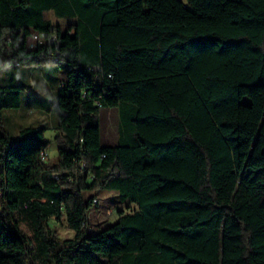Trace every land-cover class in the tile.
<instances>
[{
  "label": "trees",
  "instance_id": "trees-1",
  "mask_svg": "<svg viewBox=\"0 0 264 264\" xmlns=\"http://www.w3.org/2000/svg\"><path fill=\"white\" fill-rule=\"evenodd\" d=\"M53 60L52 164L0 83V264H264V0H0V71ZM100 191L127 210L92 225Z\"/></svg>",
  "mask_w": 264,
  "mask_h": 264
},
{
  "label": "rangeland",
  "instance_id": "rangeland-1",
  "mask_svg": "<svg viewBox=\"0 0 264 264\" xmlns=\"http://www.w3.org/2000/svg\"><path fill=\"white\" fill-rule=\"evenodd\" d=\"M185 1V0H184ZM45 18L65 29L74 24L76 19L59 18L53 11L45 13ZM65 61H47L37 66L23 65L21 68L5 67L0 71V83L17 84L20 86L21 106L4 110V119L8 131L17 135L21 126L48 125L46 133L50 141L48 147V164L58 158V145L54 140L55 131L52 126L56 123L59 110L56 106V94L66 74ZM31 108H37L36 110ZM42 108L46 113H41ZM118 109H102L100 113L101 139L104 145H116L118 142ZM98 203L89 213L92 225L103 221L112 222L117 219L118 209L127 210L125 204L119 202L116 191L98 192ZM51 225L57 229L61 238L74 236V231L68 228L66 222L51 220Z\"/></svg>",
  "mask_w": 264,
  "mask_h": 264
},
{
  "label": "built area",
  "instance_id": "built-area-1",
  "mask_svg": "<svg viewBox=\"0 0 264 264\" xmlns=\"http://www.w3.org/2000/svg\"><path fill=\"white\" fill-rule=\"evenodd\" d=\"M38 43H42L41 36L38 33H34L31 38L32 47L36 46ZM47 157V152L45 151V159ZM97 202V200H95Z\"/></svg>",
  "mask_w": 264,
  "mask_h": 264
},
{
  "label": "crops",
  "instance_id": "crops-1",
  "mask_svg": "<svg viewBox=\"0 0 264 264\" xmlns=\"http://www.w3.org/2000/svg\"><path fill=\"white\" fill-rule=\"evenodd\" d=\"M32 109L36 110L37 108H31L30 110H32ZM41 113H42V114H43V113H46V110H45L44 108H42ZM31 125H32V124H31ZM34 125H35V124H34Z\"/></svg>",
  "mask_w": 264,
  "mask_h": 264
},
{
  "label": "bare ground",
  "instance_id": "bare-ground-1",
  "mask_svg": "<svg viewBox=\"0 0 264 264\" xmlns=\"http://www.w3.org/2000/svg\"><path fill=\"white\" fill-rule=\"evenodd\" d=\"M17 65H20V64H17ZM96 203V202H95Z\"/></svg>",
  "mask_w": 264,
  "mask_h": 264
}]
</instances>
